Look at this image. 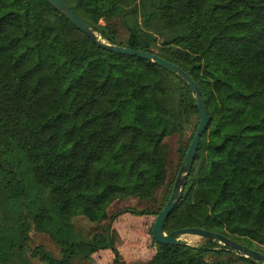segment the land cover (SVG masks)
Returning <instances> with one entry per match:
<instances>
[{"label":"trees","instance_id":"trees-1","mask_svg":"<svg viewBox=\"0 0 264 264\" xmlns=\"http://www.w3.org/2000/svg\"><path fill=\"white\" fill-rule=\"evenodd\" d=\"M63 1L107 42L153 52V37L144 39L137 19L128 23L136 8L119 7L133 0ZM144 7L158 13L172 37L167 59L194 78L210 115L165 230L197 226L255 248L264 238V0ZM119 14L126 36L110 24ZM161 71L176 91L159 82ZM199 120L195 94L176 73L101 47L47 0H0V160L11 155L17 164L4 170L30 172L27 192L15 196L24 238L44 222L60 251L23 242L30 260L76 264L111 251L122 264L114 222L164 207ZM114 203L122 207L110 215ZM151 236L144 264H264L218 240L170 245Z\"/></svg>","mask_w":264,"mask_h":264},{"label":"rangeland","instance_id":"rangeland-1","mask_svg":"<svg viewBox=\"0 0 264 264\" xmlns=\"http://www.w3.org/2000/svg\"><path fill=\"white\" fill-rule=\"evenodd\" d=\"M126 6H129V8L134 6L137 10L134 14H128V23H133L137 19L140 26V33L144 36V39L147 36L153 37V40L147 41L150 43V48L153 53L164 58H169L166 48L167 43L172 40V37L164 31V25L158 13H154L152 16H146L144 0H133L130 5H125L120 1L119 7L121 9ZM122 22V15L119 14L113 18L110 24L114 25L115 28H119L120 34L126 36L127 31ZM101 26L105 28L107 22L101 21ZM97 35L107 42L106 38L102 37L99 32H97ZM159 82L164 84L169 91H176L175 85L177 81L165 72H160ZM186 131L184 138H188L191 135V130ZM179 137V135L174 134L170 137V143L175 144ZM208 140H211L210 136H208ZM5 163L14 166L17 162L11 155H6L0 160V253L8 254V257L3 259L0 264H40V262L30 260L28 257L29 253L26 250L20 249V245L23 242H29L32 246L42 244L59 257V248L44 230L46 226L44 222L40 229L33 227L30 230L28 240L24 238L25 227L22 225L24 212L23 208L15 200V196L17 192H27L28 189L24 192L23 187L28 182L30 172L27 169H23L21 173L19 171L17 174L15 171L9 173L3 169ZM29 190L30 192L32 191V189ZM121 207L122 205L114 203L109 207L108 212L111 215ZM155 218L156 215L154 214L134 215L127 212L122 214L114 222V226L118 230L117 246L122 252V264H144L152 257L155 252V244L151 232ZM104 223L106 224L107 221H104ZM76 228L80 231L82 230L84 234H87L85 226L81 223L77 224ZM181 238L193 245L202 240V237L196 234H183ZM253 244L255 248L264 250V238L262 243L253 242ZM113 256L111 251H104L100 252L99 255H96L90 261L77 260L76 264H112Z\"/></svg>","mask_w":264,"mask_h":264},{"label":"water","instance_id":"water-1","mask_svg":"<svg viewBox=\"0 0 264 264\" xmlns=\"http://www.w3.org/2000/svg\"><path fill=\"white\" fill-rule=\"evenodd\" d=\"M47 1L57 10L61 11L62 14L71 21L72 24H74L78 29H80L85 34H87L93 41H95L101 47L114 52L139 56L147 60H151L156 65L172 73H176L179 76V78L182 81H184L189 86L191 91L195 94V99L200 117L199 124L195 132V135L189 145L184 160L181 164V167L179 169L169 200L166 202L164 207L158 211L156 215L155 222L152 227V235L154 236V238L160 243L179 245L183 243V239L181 238L183 234H196L203 238L218 240L220 243L228 245L232 249L240 251L244 256L253 260H259L264 263L263 252L255 248H251L240 242H237L231 238H228L227 236H225L220 232L207 230L205 228L197 227V226L182 227L175 229L171 232H167L165 230V224L167 218L175 208L176 203L178 202L180 196L182 195V192L187 182L189 171L192 168L193 162L195 160L198 151L200 140L204 132L207 130L210 122V115L207 110L205 99L203 97L199 85L194 80V78L187 71L181 68L178 64L156 53H153L148 50H140V49L132 48L121 44L109 43L102 40L97 35V31H95L88 22H86L79 15H77L71 9V7L63 0H47Z\"/></svg>","mask_w":264,"mask_h":264}]
</instances>
